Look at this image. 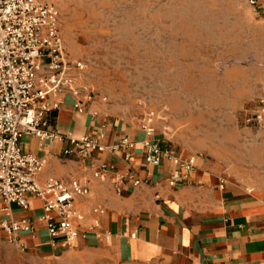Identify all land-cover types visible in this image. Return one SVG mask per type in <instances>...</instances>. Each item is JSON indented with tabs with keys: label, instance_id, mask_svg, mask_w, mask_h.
Returning <instances> with one entry per match:
<instances>
[{
	"label": "rangeland",
	"instance_id": "374dc122",
	"mask_svg": "<svg viewBox=\"0 0 264 264\" xmlns=\"http://www.w3.org/2000/svg\"><path fill=\"white\" fill-rule=\"evenodd\" d=\"M58 7L65 51L85 63L77 84L109 121L139 125L153 110L157 133L175 148L217 159L239 179L264 177V129L243 122L264 87V12L249 0ZM7 244L0 237V264H17Z\"/></svg>",
	"mask_w": 264,
	"mask_h": 264
},
{
	"label": "crops",
	"instance_id": "0c3cea01",
	"mask_svg": "<svg viewBox=\"0 0 264 264\" xmlns=\"http://www.w3.org/2000/svg\"><path fill=\"white\" fill-rule=\"evenodd\" d=\"M46 1L58 6L63 0ZM259 2V11L264 12V0ZM86 106L78 111L66 91L59 108L47 114L50 127L64 138L47 141L24 133L19 139L24 152L45 160L36 176L41 184L53 176L62 181L77 178L87 185L88 194L74 199V208L83 215L81 221L73 220L78 228L75 241L64 247L60 238H50L46 220L41 219L45 214L42 202L31 195L27 209L10 205L14 219L30 222V230L21 234L26 248L8 242L0 229V237L8 243L5 247L15 254L13 262L264 264V177L239 179L233 169L221 167L219 160L175 148L155 129L153 138L170 145L180 158L196 156L193 171L170 185L174 165L166 158L159 165L145 162L139 125L109 121L95 102ZM83 135L97 136L105 145L127 137L134 145L93 151L83 158L64 156L62 151L70 145L67 136ZM104 164L107 168L103 170ZM136 178L141 182L134 185ZM94 207L104 212L95 213Z\"/></svg>",
	"mask_w": 264,
	"mask_h": 264
},
{
	"label": "built area",
	"instance_id": "2783aa9c",
	"mask_svg": "<svg viewBox=\"0 0 264 264\" xmlns=\"http://www.w3.org/2000/svg\"><path fill=\"white\" fill-rule=\"evenodd\" d=\"M249 3L258 10L262 7L259 0H249ZM84 67L82 59H74L65 51L56 4L46 0H0V229L6 240L21 250L26 248L21 234L30 230V222L14 219L11 204L27 209L28 197H38L45 211L41 219L46 220L50 238H60L64 247L73 244L77 236L78 228L73 220L83 219L74 208V199L88 194L87 185L77 178L62 181L53 176L41 184L36 176L44 169L45 160L24 152L19 139L24 133L47 141L64 138L50 127L47 114L59 108L66 91L71 93L74 106L80 112L95 102L93 91L77 84L76 72ZM256 100L254 111L244 114L243 122L250 128L264 129V87ZM154 117L151 110L139 123L144 134L141 141L144 158L149 165H159L164 158L171 161L174 165L168 180L171 185L193 171L196 156L182 159L172 147L154 139ZM67 139L70 145L62 154H76L80 158L93 151H117L134 145L127 137H118L110 145L92 135L67 136ZM129 158L127 153L125 159ZM106 168L105 164L101 166L103 170ZM140 182L136 178L134 185ZM92 210L104 212L101 207Z\"/></svg>",
	"mask_w": 264,
	"mask_h": 264
}]
</instances>
